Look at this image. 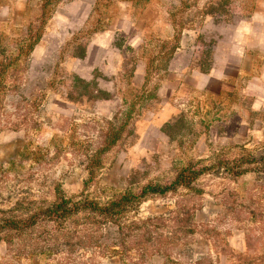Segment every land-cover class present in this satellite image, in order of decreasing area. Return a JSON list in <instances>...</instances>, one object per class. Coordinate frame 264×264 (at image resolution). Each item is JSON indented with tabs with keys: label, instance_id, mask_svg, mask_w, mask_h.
Returning a JSON list of instances; mask_svg holds the SVG:
<instances>
[{
	"label": "rangeland",
	"instance_id": "374dc122",
	"mask_svg": "<svg viewBox=\"0 0 264 264\" xmlns=\"http://www.w3.org/2000/svg\"><path fill=\"white\" fill-rule=\"evenodd\" d=\"M92 2L0 0V221L62 197L104 204L188 166L223 160L244 172L215 167L191 189L147 196L122 220L127 252H115L114 230L103 225L93 235L105 246L79 245L75 236L93 233L74 232L88 220L80 212L58 245L47 242L55 225L44 218L2 233L0 264H263L264 106L236 87L199 88L193 77L220 64L215 48L244 4L180 0L172 18L143 34V24L132 33L119 24L101 55L91 42L114 7ZM150 216L162 219L139 221ZM134 221L143 252L130 241Z\"/></svg>",
	"mask_w": 264,
	"mask_h": 264
},
{
	"label": "crops",
	"instance_id": "0c3cea01",
	"mask_svg": "<svg viewBox=\"0 0 264 264\" xmlns=\"http://www.w3.org/2000/svg\"><path fill=\"white\" fill-rule=\"evenodd\" d=\"M241 1L244 10L241 9L215 48L214 54L220 64L215 63L210 73L199 72L193 77L199 88L210 81L219 84V88L236 87L256 105L264 106V0ZM92 3L100 8L114 7L113 12L105 14L109 27L94 33L91 42L101 55H108L113 49L116 32L121 29L119 24H128L124 29L126 33L135 32L138 29L135 24H143L139 29L143 34L147 24L166 22L169 16L172 18L173 9L180 0H93ZM7 10L12 11L10 7ZM234 261L238 263V259ZM212 263L233 264L229 258H213Z\"/></svg>",
	"mask_w": 264,
	"mask_h": 264
},
{
	"label": "trees",
	"instance_id": "16d2710c",
	"mask_svg": "<svg viewBox=\"0 0 264 264\" xmlns=\"http://www.w3.org/2000/svg\"><path fill=\"white\" fill-rule=\"evenodd\" d=\"M215 167H223L226 171L231 173L234 177H237L238 175L242 174L244 172V169H241V166H235L230 165L229 163H226L225 161L221 160L214 166L209 167H197V166H188L183 168L176 177L171 180L168 183L165 184H146L142 186L138 192L133 191H127L124 194L120 195L119 197L110 200L109 202H106L104 204H100L99 202L95 200H91L88 198H80L79 200H72V198H66L62 197L59 198L56 202H54L50 207L42 210L38 214H33L26 218H6L0 221V235L4 232L9 231H26L33 226H35L38 222L39 218H44L47 220H50L54 223L55 229H52L51 233H48L47 242H51L53 245H58L59 242L58 238L62 236L63 239H67L68 241V235L64 234L66 230L65 222L70 216L77 215L80 212H86L88 213V220L87 222L83 223L79 227H75L73 230L74 232H81L84 231V229H90L91 235H82V233L79 234V236H75L77 238L78 244L83 246H95L100 245V247L105 246L106 238H102L100 236H95L94 229L97 226L103 225L105 230H110L111 228L114 230V238H113V246H116L121 251L116 250L115 252H122L125 250L127 252L130 249L125 248V241L121 237L123 235V228L124 222L122 221L125 214L128 210L136 208L141 201H143L147 196L149 195H165L167 193L176 192L180 188H186L191 189L193 186L194 181L201 175L205 174L207 171L212 170ZM88 174L92 176L94 173L93 165L87 166ZM85 186L88 184V181H85L83 183ZM178 207V205H177ZM173 213L175 211H172ZM192 212V211H191ZM162 219V216L157 217H147L141 221L146 226L152 225V222L154 220ZM137 222H130L129 226H132L129 228V231H133V235L130 239L132 246L136 245L138 242H140V238L134 234V230L136 227ZM102 227V226H101ZM79 228V230H78ZM66 235V236H65ZM4 239L0 236V240ZM7 239V238H5ZM148 239L150 237L148 236ZM66 241V242H67ZM8 242V241H7ZM69 243V242H67ZM78 244L75 242L73 246H78ZM138 245V244H137ZM140 251L143 252L145 250L144 244L140 242ZM128 247V246H127Z\"/></svg>",
	"mask_w": 264,
	"mask_h": 264
}]
</instances>
